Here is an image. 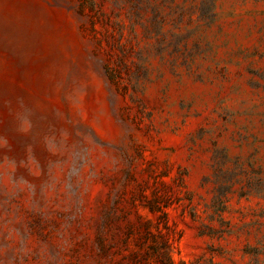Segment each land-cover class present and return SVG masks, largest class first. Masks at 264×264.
<instances>
[{"label":"rangeland","instance_id":"1","mask_svg":"<svg viewBox=\"0 0 264 264\" xmlns=\"http://www.w3.org/2000/svg\"><path fill=\"white\" fill-rule=\"evenodd\" d=\"M0 264H264V0H0Z\"/></svg>","mask_w":264,"mask_h":264}]
</instances>
